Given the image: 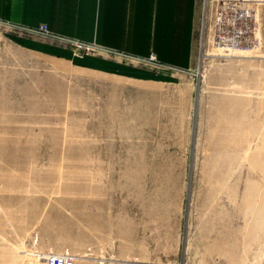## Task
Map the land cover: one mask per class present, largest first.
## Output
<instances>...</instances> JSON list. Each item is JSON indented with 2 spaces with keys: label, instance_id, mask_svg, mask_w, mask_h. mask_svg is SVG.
<instances>
[{
  "label": "rangeland",
  "instance_id": "1",
  "mask_svg": "<svg viewBox=\"0 0 264 264\" xmlns=\"http://www.w3.org/2000/svg\"><path fill=\"white\" fill-rule=\"evenodd\" d=\"M251 1L252 47L214 49L207 0L192 69L142 81L57 67L0 25V264H264Z\"/></svg>",
  "mask_w": 264,
  "mask_h": 264
},
{
  "label": "crops",
  "instance_id": "2",
  "mask_svg": "<svg viewBox=\"0 0 264 264\" xmlns=\"http://www.w3.org/2000/svg\"><path fill=\"white\" fill-rule=\"evenodd\" d=\"M199 4L200 0H0V25L26 30L46 24L49 36H7L57 67L142 81L149 73L175 76L174 71L192 69ZM68 39L96 50L76 53ZM150 55L156 63L138 60Z\"/></svg>",
  "mask_w": 264,
  "mask_h": 264
},
{
  "label": "built area",
  "instance_id": "3",
  "mask_svg": "<svg viewBox=\"0 0 264 264\" xmlns=\"http://www.w3.org/2000/svg\"><path fill=\"white\" fill-rule=\"evenodd\" d=\"M251 2V0H215L211 17V45L215 50L223 49V56L224 54L230 56L231 49L253 46L255 23L252 24L250 20L253 12L250 6ZM200 3H202L201 22L203 23L207 18V0H200ZM26 30L36 35H50L46 24H40L38 27ZM68 42L76 53H94L96 50L94 45L83 41L68 39ZM218 54L221 55V53ZM138 60L156 63L154 55H150L147 59L138 58Z\"/></svg>",
  "mask_w": 264,
  "mask_h": 264
},
{
  "label": "bare ground",
  "instance_id": "4",
  "mask_svg": "<svg viewBox=\"0 0 264 264\" xmlns=\"http://www.w3.org/2000/svg\"><path fill=\"white\" fill-rule=\"evenodd\" d=\"M250 5H251V4H250ZM252 13H253V12H252ZM252 13H251V17H250L251 19H250V20L252 21L251 23L254 24L255 22H254V20H253ZM254 29H255V28H254ZM253 35H254V34H253ZM242 48H244V47H240V48H237V49H242ZM218 49L222 50L221 48H218ZM232 50H236V49H232ZM229 54L231 55V53H229Z\"/></svg>",
  "mask_w": 264,
  "mask_h": 264
}]
</instances>
